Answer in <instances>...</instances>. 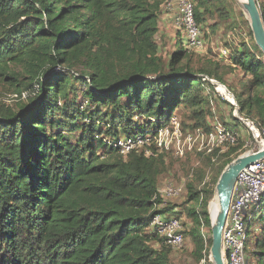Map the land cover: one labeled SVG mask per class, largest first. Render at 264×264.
<instances>
[{
	"label": "trees",
	"instance_id": "16d2710c",
	"mask_svg": "<svg viewBox=\"0 0 264 264\" xmlns=\"http://www.w3.org/2000/svg\"><path fill=\"white\" fill-rule=\"evenodd\" d=\"M164 1L0 0V81L19 100L0 105V264H173L174 247L151 223L184 210L191 220L184 237L199 259L210 252L202 228L211 234L209 205L242 141L207 152V166L218 157L214 179L202 188L187 183L185 203L198 207L184 210L159 191L166 152L152 144L150 154L124 155L118 147L154 133L181 108L185 126H214L208 95L215 86L201 75L223 78L194 69L187 48L168 61L159 54ZM192 4L204 33L232 17L225 0ZM253 43L255 52L234 57L247 78L235 96L261 127L264 54ZM196 174L202 181L204 171ZM244 219L248 261L264 264V195Z\"/></svg>",
	"mask_w": 264,
	"mask_h": 264
},
{
	"label": "rangeland",
	"instance_id": "374dc122",
	"mask_svg": "<svg viewBox=\"0 0 264 264\" xmlns=\"http://www.w3.org/2000/svg\"><path fill=\"white\" fill-rule=\"evenodd\" d=\"M186 1L192 2V0H166L165 4L163 3L164 6L162 7L159 31L156 35V38L159 44V54L167 61L173 52L178 48H186V30L182 31V28H180V25L177 23L179 16H182L184 5L187 3ZM225 1L232 11V17L224 22H221L216 32L207 30L204 33L202 31L205 45L204 48L202 50H194L193 48L188 49V56L189 63L194 69L214 70L219 76L223 78V84H225L227 88L236 95V92L243 86L244 79L247 78H245L246 76L241 66L234 64V57L238 54V50H245V48L254 50L253 42H255V39L251 29L250 21L242 7L240 0ZM257 2L260 9L262 8L264 11V0H257ZM222 49H228L230 51L231 58H228L229 61L226 60L227 57L220 56ZM216 64L218 65V68L216 67ZM209 92L208 107H210L212 112L209 121H211L212 124L220 123L223 126L237 132L238 142L240 143V141H242V144L236 153L241 151H243V153L250 152L256 143L253 133L242 120L234 115L232 106L224 98L223 94L218 92L216 88L214 91L209 90ZM18 101L19 100L16 97L13 89L9 85L0 81V105H13ZM187 113V109L181 108L174 115L178 117L181 127L184 131L183 133H194V129H191L189 126H185L184 124V121L187 120ZM162 126L169 127L170 121L165 122ZM171 136L173 137V135ZM238 142L234 145L238 144ZM171 147L173 148V144ZM227 149V147H223L218 152L224 153L227 151ZM203 152H205L204 149H199L197 145H194L192 150H186V153L183 157L177 158L174 156L173 152L166 154L168 170L161 177L159 187L162 189L168 186L182 188V191L178 195L168 196L166 198L167 201L178 205L179 210H184L185 207L193 209L198 207L196 202L185 203L188 199L187 183L189 181L198 186V188H202L208 184L211 185L214 179L215 168L218 165L214 163L218 157L216 156L214 159H212L209 166H207L208 164L205 163L207 161V152H205V155L202 154ZM231 156H234V154ZM197 170L204 171L205 175L202 181L199 180V177L196 174ZM215 202H217V195H215L214 199L211 201L209 205V211H211L212 204ZM180 219L183 221V227H187L191 223L187 210H184L181 213ZM260 222L261 221L258 218L255 222L256 229L261 226ZM149 228H151V226H149ZM202 230L204 233H206L204 237H212V230L211 234H208V230L205 227L202 228ZM256 233L258 234V232ZM185 237V243L181 248H173L171 254L172 263L200 264L202 258L199 259L195 254V246L192 242V239L188 235ZM252 241H254V238H252ZM205 244L207 245V242H205ZM204 252L205 250L203 251V256ZM249 264H257V260L249 259Z\"/></svg>",
	"mask_w": 264,
	"mask_h": 264
},
{
	"label": "built area",
	"instance_id": "2783aa9c",
	"mask_svg": "<svg viewBox=\"0 0 264 264\" xmlns=\"http://www.w3.org/2000/svg\"><path fill=\"white\" fill-rule=\"evenodd\" d=\"M186 2L182 16H179L177 23L182 28V31L186 30V48L202 50L205 46L203 32L196 23L192 2ZM230 54L228 49H222L220 56L227 57L226 60L229 61L228 58H231ZM201 78L210 81L216 90L224 95V98L232 106L234 115L242 120L253 133L256 143L250 152L263 149L264 125L260 127L249 116L241 112L235 94L225 84L209 75H201ZM25 96L26 94L24 93L23 97ZM169 121V127L162 126L154 133H147L135 139L127 138L119 141L120 152L126 155L133 148H145L147 154H150L147 147L155 144L160 152L164 151L167 154L173 152L174 156L178 158L183 157L187 149L192 150L194 145H197L199 149H204L206 152H212L215 148H229L238 142L237 132L220 123H215L210 131L197 128L194 133H183L184 131L176 115H173ZM172 144L173 148L171 147ZM159 191L162 197L166 199L168 196L178 195L182 188L168 186L162 189L159 187ZM263 194L264 159L245 168L238 176L223 234V251L226 264H249L246 253L247 224L244 217L248 209L260 202ZM151 226H155L166 237L167 242L172 247L181 248L184 245L185 237L182 219L176 216L158 215L151 223ZM200 264H215L211 258V253L207 252L206 249Z\"/></svg>",
	"mask_w": 264,
	"mask_h": 264
},
{
	"label": "water",
	"instance_id": "95a60500",
	"mask_svg": "<svg viewBox=\"0 0 264 264\" xmlns=\"http://www.w3.org/2000/svg\"><path fill=\"white\" fill-rule=\"evenodd\" d=\"M242 7L250 21L256 45L264 54V18L257 0H244ZM264 159V148L256 152H245L233 159L222 171L216 184L219 210L212 220L211 258L215 264H226L223 251V234L239 174L247 167ZM264 195V194H263Z\"/></svg>",
	"mask_w": 264,
	"mask_h": 264
},
{
	"label": "bare ground",
	"instance_id": "6f19581e",
	"mask_svg": "<svg viewBox=\"0 0 264 264\" xmlns=\"http://www.w3.org/2000/svg\"><path fill=\"white\" fill-rule=\"evenodd\" d=\"M243 1L244 0H240V2H243ZM218 210H219V203H218V200H217V202L212 204V208H211V214H212L214 219L216 217V214H217Z\"/></svg>",
	"mask_w": 264,
	"mask_h": 264
},
{
	"label": "crops",
	"instance_id": "0c3cea01",
	"mask_svg": "<svg viewBox=\"0 0 264 264\" xmlns=\"http://www.w3.org/2000/svg\"><path fill=\"white\" fill-rule=\"evenodd\" d=\"M167 17V16H166Z\"/></svg>",
	"mask_w": 264,
	"mask_h": 264
}]
</instances>
